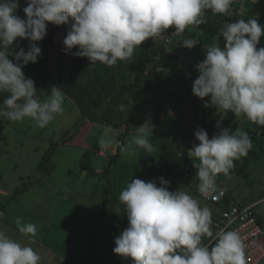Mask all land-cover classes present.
I'll return each mask as SVG.
<instances>
[{"label":"clouds","instance_id":"1","mask_svg":"<svg viewBox=\"0 0 264 264\" xmlns=\"http://www.w3.org/2000/svg\"><path fill=\"white\" fill-rule=\"evenodd\" d=\"M233 0H27L25 19L16 15L19 0H0V94H7L0 104V118L12 122L26 119L38 128H45L64 112L65 95L52 87L50 96L41 100L34 82L25 78L22 67L36 63L41 49L35 42L46 35V24H68L63 39L66 51L85 57L92 66L97 62L112 67L130 61L133 53L148 39L163 38L162 33L174 28L173 36H183L191 26L207 23L205 12L227 15ZM262 26L256 18L247 22L238 19L226 24L214 39L204 46L206 56L196 67L199 72L192 84V93L203 100L205 107L215 106L218 113L234 116L264 129V47L257 49ZM218 37H223L220 46ZM27 39L28 51H12L13 42ZM197 40L185 38L181 44L191 49ZM19 63H14L9 59ZM117 110L124 112L126 105ZM150 121L141 124L127 144L119 146L128 155L136 149L153 151ZM219 127V123L217 124ZM111 129L105 128L98 147L108 151L113 146ZM194 144L188 151L198 180L197 191L202 197L216 189L218 174L230 176L235 161L248 155L253 147L247 132L221 129L211 139L206 131L194 133ZM161 185L168 182L160 178ZM124 205L128 227L115 238L113 252L131 258L133 264H247L245 244L235 230L212 231V212L186 191H168L154 182L132 179L118 196ZM0 216L3 213L0 212ZM17 231L30 241L38 226L15 219ZM204 238H213L209 247ZM41 255L31 246L22 245L0 229V264H40Z\"/></svg>","mask_w":264,"mask_h":264},{"label":"rangeland","instance_id":"2","mask_svg":"<svg viewBox=\"0 0 264 264\" xmlns=\"http://www.w3.org/2000/svg\"><path fill=\"white\" fill-rule=\"evenodd\" d=\"M238 1L233 0L229 14L218 17L226 16L231 19L235 16L245 22L249 18H256L264 33V2L240 0V8L245 6V11H238L235 15L233 8L239 5ZM22 5L23 0H19L16 15L25 19ZM246 6L252 7L249 14ZM256 8L262 10V13L257 12ZM207 16L210 21L217 18L208 13ZM228 23L227 20L224 21L222 27ZM190 31L194 32L198 42L191 49L181 44L183 39H189V35L173 36L174 28L168 33L165 30L162 33L165 37L154 39L155 52L162 47L168 36L165 47L175 57L170 69L159 74L167 77L162 86L163 90L152 91L148 100V110L158 107L162 115L166 116L161 127L157 130L153 127L150 138L153 151L150 154L136 149L134 153L125 155L119 148L121 144H127L130 136L146 121L145 114H142L144 110L140 107L133 110L135 115L127 130L123 126L114 129L88 121L66 96L63 114L57 115L45 128H38L27 119L23 122H12L0 118V204L5 203L0 209L3 213L0 216V229L22 245L33 247L41 255L40 264H79L82 257L90 262L97 258L110 257L113 261H105L106 264H133L131 258L121 257L113 252L114 240L122 233L121 220L125 213L124 205L118 199L120 191L133 176L147 168L151 159L159 157L167 137L166 132L183 108L195 103L202 114L194 113V117L209 124L220 123L226 114L218 113L215 106H204L210 97L201 100L192 93V84L199 76L196 66L206 56L204 46L214 41L208 42L205 35L192 26ZM66 35L67 33L56 37L58 47L52 54L53 57L57 58L65 48L63 39ZM25 40L17 38L13 42L12 51H19ZM256 47H264V34ZM71 57L69 55L60 66L57 65L59 74H64L71 64ZM9 59L13 60V57L9 56ZM46 83L47 93L38 96L41 100L48 98L54 87L49 76ZM247 121L246 118L234 116L237 129H243ZM150 124L152 125L151 122ZM173 127L181 131L184 127L182 120ZM105 128L111 129L114 142L104 155H100L98 140ZM190 128L196 132L194 125ZM167 151L171 159L176 158L177 152L172 146H167ZM115 154L117 159L109 166L108 160ZM108 166L110 196L103 206V216L97 220L106 186L103 171ZM218 182L226 191L219 205H213L200 196L197 180L178 189L196 197L201 206L211 209L212 215L225 204L243 206L260 201L253 211L264 231V159L249 162L245 172L240 175L226 178L220 174ZM17 217L22 218L25 223L32 222L38 226L34 240L30 241L17 231ZM211 228L214 233L213 224ZM259 264H264V259Z\"/></svg>","mask_w":264,"mask_h":264},{"label":"trees","instance_id":"3","mask_svg":"<svg viewBox=\"0 0 264 264\" xmlns=\"http://www.w3.org/2000/svg\"><path fill=\"white\" fill-rule=\"evenodd\" d=\"M25 6H27V0H23L21 10ZM204 15L207 23L198 27H192L201 31L205 35V39L208 42L210 40L214 41L213 43L217 42L214 37L222 29L221 24L224 21L227 20L229 23H233L238 20L235 16L231 19L223 16L214 19V21H210L207 12ZM71 23V20L68 24L62 25L47 23L46 35L43 37L42 43L40 41L35 42L36 46L41 49L40 55L37 57V62H29L22 67L25 78L33 80L34 87L37 90V96L47 93L46 80L49 74L46 65L48 64L50 56H52L58 47L56 37L66 34L70 30ZM172 28L169 27L166 32L168 33ZM184 34L189 35V39H195L194 32L190 31L188 33L185 30ZM168 39L169 37L166 36V39L161 45L162 47L155 52L153 49L154 40L148 39L135 50L130 61H120L112 67L104 66L99 62L95 66H92L87 58L77 57L72 54L78 51V48L74 47L71 51H66L64 48L57 58V65L65 61L69 55H72V57L68 71L64 75L60 74L63 79L60 90L66 97L73 101L81 114L90 122L104 124L114 129L123 126L127 130L129 122L135 115L133 110L140 107L142 111L144 110L142 114H145L146 120L150 121L154 129L157 130L163 125V120L166 116L164 117L162 115L161 109H158V107L148 110V100L150 99L152 91L161 92L163 90L162 86L166 83L167 77L159 74L170 69L175 57L165 47ZM218 42L223 47V37H218ZM30 43L27 39L24 41L22 49L25 52L28 51ZM13 62L19 63L16 61ZM177 90L175 91L176 93L178 92ZM6 95L0 94V104L3 103ZM119 104L126 105L124 112L117 110L116 106ZM198 112L201 111L195 103L183 108L181 113L174 119V122H171L172 126L166 132L167 137L162 144L159 157L151 159L147 168L133 176L131 180L140 179L146 183L154 182L157 187H165L170 192H174L187 183L197 180L194 164L198 163V161L190 158L188 151L194 144H198L199 142L195 140V132L191 131L190 127L194 125L196 131L199 129L206 131L209 139L213 135L218 134L221 129H230L233 133L237 130V125L234 122V114L231 112H226L225 117L219 123V127H217V124H209L205 121L197 120L193 114L195 113L196 115ZM181 120L184 127L180 131L173 126H177ZM241 130L248 133L252 139L253 147L249 150L247 156L234 162L235 167L230 172V175L234 176L244 173L249 162H258L264 159V129L247 121L246 126ZM120 135L121 133L118 136L120 137ZM167 146H172L176 150L177 155L175 159L170 158ZM116 159L117 154L108 160L109 166ZM109 166L104 168L103 171L106 186L102 202L99 205L97 220L103 216V206L110 196ZM219 176L220 174L216 178L217 181ZM160 178H163L168 183L161 185ZM4 205L5 203L0 204V209ZM228 206L225 204L223 209H226ZM211 218L213 224L215 217L212 215ZM127 227L128 220L125 212L121 220V230L123 231ZM93 229H96V225H94ZM209 240L210 238H204L202 243L211 247L214 242L209 243ZM105 261L113 260L110 257H102L97 258L94 262H90L82 257L79 264H106Z\"/></svg>","mask_w":264,"mask_h":264},{"label":"built area","instance_id":"4","mask_svg":"<svg viewBox=\"0 0 264 264\" xmlns=\"http://www.w3.org/2000/svg\"><path fill=\"white\" fill-rule=\"evenodd\" d=\"M42 41L43 39L40 40V43ZM57 58L50 56L46 69L54 87L60 89L63 79L57 70ZM198 114H201V112H198ZM104 153L105 151L102 150L99 152L100 155H104ZM225 195V189L216 180L215 191L202 198L213 205H219ZM259 202L243 206L233 204L226 209L222 208L213 212V216H215L213 221L214 235L221 230L237 231L245 244L247 264H259L264 259V231L253 211L254 206ZM211 242H214L213 238L209 243Z\"/></svg>","mask_w":264,"mask_h":264},{"label":"crops","instance_id":"5","mask_svg":"<svg viewBox=\"0 0 264 264\" xmlns=\"http://www.w3.org/2000/svg\"><path fill=\"white\" fill-rule=\"evenodd\" d=\"M262 1L264 2V0H262ZM238 3H239V5H237L236 7L233 8V12L235 13V15L237 14L238 11H239L240 13H242V12L245 11V6H241V8H240V4H241V1H240V0L238 1ZM247 9H248V12H247V11H246V12H247V14H249L250 11H252V7H251V6H250V7H247V6H246V10H247ZM258 10H259V9L256 8V11H257V12L262 13V10H259V11H258ZM206 12H207L209 15H213V14L211 13L210 10H209V11H206ZM218 15H219V14H217V16L215 15V17L219 18ZM222 26H223V24H221V27H222ZM222 28H223V27H222ZM172 29H173V28H172ZM190 30H191V27H190V29H188V31L190 32ZM169 32H170V31H169ZM191 32H192V31H191ZM55 52H56V51H55ZM63 62H64V61H63ZM63 62H62V63H63ZM62 63H61V64H62ZM61 64H59V66H60ZM59 66H58V69H59ZM69 67H70V65L66 68V70L64 71V74L68 71ZM64 74H63V75H64Z\"/></svg>","mask_w":264,"mask_h":264}]
</instances>
